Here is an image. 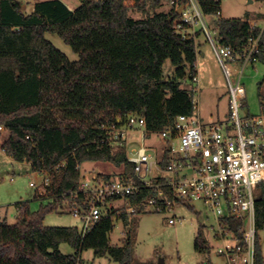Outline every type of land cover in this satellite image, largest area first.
I'll return each mask as SVG.
<instances>
[{
  "label": "trees",
  "instance_id": "obj_1",
  "mask_svg": "<svg viewBox=\"0 0 264 264\" xmlns=\"http://www.w3.org/2000/svg\"><path fill=\"white\" fill-rule=\"evenodd\" d=\"M79 1L72 10L61 0H36L26 14L18 0H0V124L9 132L1 148L50 177L45 193L34 196L47 199L45 205L31 210L29 201H19L16 221L0 220V264H83L85 249L132 264L129 235L120 246L109 241L115 220L130 223L125 211L109 209L84 236L76 226L45 225V213L71 199L83 161H105L131 170L124 148L114 151L107 145L102 124L140 113L149 130L159 131L177 115L192 112V93L182 87V80L195 70L199 33L185 37L177 33L175 9L133 18L129 10L146 11L148 4L157 6L161 0ZM198 1L204 14L221 10V0ZM256 16L264 18V10ZM247 19L249 15L219 17L218 37L237 47L251 34H260L257 57L264 65V30L260 26L251 30ZM46 32L58 34L78 59L70 60L45 37ZM166 60L173 66L167 78L162 71ZM258 96L264 101L260 88ZM156 193L143 189L129 202ZM228 225L242 236L240 219H230ZM255 229L254 264H264L258 236L264 229V197L255 202ZM61 243H68L73 252L62 253ZM194 248L208 249L200 230Z\"/></svg>",
  "mask_w": 264,
  "mask_h": 264
},
{
  "label": "built area",
  "instance_id": "obj_2",
  "mask_svg": "<svg viewBox=\"0 0 264 264\" xmlns=\"http://www.w3.org/2000/svg\"><path fill=\"white\" fill-rule=\"evenodd\" d=\"M175 9L174 30L183 37L197 30L206 34L228 81L229 105L224 119L203 122L198 113V73L188 72L182 81L189 80L193 107L189 114H179L162 130L152 131L140 113H129L125 118L102 124L107 132L106 142L112 150L124 148L126 162L116 167L109 177L90 171L80 177L78 189L64 202L68 211L82 222L81 235L87 234L109 209L125 211L128 221L141 212L173 209L178 203L199 200L216 216L214 239L222 241L217 253L227 264H254L255 202L264 197V101L258 113H241L245 88L241 76L247 66L258 61L259 35L251 34L241 46L224 44L217 27L210 30L208 21L221 17V10L204 14L198 0H161ZM179 11V12H178ZM251 30H264L256 19H247ZM264 21V18H263ZM236 70V80L231 76ZM0 124V134L5 132ZM42 188L45 193L50 177L43 170ZM93 173V174H92ZM30 185H34L30 182ZM156 189L155 196H147L136 203L129 198L143 189ZM82 197L78 199V195ZM122 200V208L113 202ZM240 219L242 236L229 228L228 220ZM177 219L170 218L175 224Z\"/></svg>",
  "mask_w": 264,
  "mask_h": 264
},
{
  "label": "rangeland",
  "instance_id": "obj_3",
  "mask_svg": "<svg viewBox=\"0 0 264 264\" xmlns=\"http://www.w3.org/2000/svg\"><path fill=\"white\" fill-rule=\"evenodd\" d=\"M69 9L76 8L79 0H61ZM149 7V8H148ZM154 6L148 4L146 11L129 10L133 18H142L152 14ZM221 17L256 19L263 25V18L256 15L263 12L261 0H221ZM210 30L216 27L215 17L208 21ZM195 37L198 46L197 73H198V113L203 122L224 119L228 113L229 89L228 81L217 59L211 42L205 33L197 30ZM195 32V33H196ZM45 37L62 51L70 60H77L70 45L53 32H46ZM217 39L218 35L213 33ZM203 54L201 55V52ZM163 76L169 77L173 73V66L166 60L162 67ZM231 80H236V70ZM264 65L257 63L254 67L247 66L241 76V83L245 88V99L240 108L241 113H258L260 110V97L258 89L264 93ZM191 83L188 79L182 81V87L189 89ZM9 134L5 131L0 134V220L6 219L10 224L16 221L15 204L19 201H29L31 210L40 209L47 203V199L34 198L35 193L42 188L43 176L34 171L30 163L16 161L2 148L1 142ZM117 169L105 161H83L80 164V175L90 171L103 174L113 173ZM33 182L34 185H30ZM124 201L113 202L114 206L122 208ZM130 223L124 225L122 221L115 220L114 228L109 233V241L117 246L123 245L129 235L132 245V264L140 261L144 264H156L160 257L164 264H227L225 257L217 253V248L222 241L212 237L213 230L217 227V219L211 208L199 200L188 203H178L173 209L161 211L141 212L132 215ZM170 218L177 219L175 224L169 223ZM45 225L76 226L82 227V222L74 217L67 209L65 203L57 210L45 213ZM206 240L208 249L198 252L194 248V240L198 231ZM261 252L264 258V229L258 232ZM59 249L62 253L69 254L73 248L68 243H61ZM83 264H119L108 255L96 256L92 249L81 252Z\"/></svg>",
  "mask_w": 264,
  "mask_h": 264
},
{
  "label": "crops",
  "instance_id": "obj_4",
  "mask_svg": "<svg viewBox=\"0 0 264 264\" xmlns=\"http://www.w3.org/2000/svg\"><path fill=\"white\" fill-rule=\"evenodd\" d=\"M21 4V8H22V11L24 13H30L32 10H33V6H34V2L36 0H18ZM152 6V5H151ZM149 8V7H148ZM155 9L154 12H160V11H163V12H166L170 9L169 5L163 1H160V3L157 5V6H154L153 7ZM197 50H198V46H197ZM201 52V55L203 54L202 51ZM196 66H197V62H196ZM197 68V67H196ZM8 136V135H7ZM116 168V167H115ZM114 228V227H113ZM113 230V229H112ZM111 244V243H110ZM111 245H115V244H111ZM117 245V244H116ZM82 258V257H81Z\"/></svg>",
  "mask_w": 264,
  "mask_h": 264
},
{
  "label": "water",
  "instance_id": "obj_5",
  "mask_svg": "<svg viewBox=\"0 0 264 264\" xmlns=\"http://www.w3.org/2000/svg\"><path fill=\"white\" fill-rule=\"evenodd\" d=\"M178 12H179V11H178ZM156 264H164L163 258L160 257V258L158 259V262H157Z\"/></svg>",
  "mask_w": 264,
  "mask_h": 264
}]
</instances>
